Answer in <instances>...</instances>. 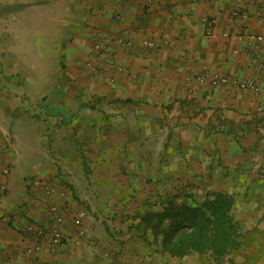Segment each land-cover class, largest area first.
Masks as SVG:
<instances>
[{"label":"crops","instance_id":"crops-1","mask_svg":"<svg viewBox=\"0 0 264 264\" xmlns=\"http://www.w3.org/2000/svg\"><path fill=\"white\" fill-rule=\"evenodd\" d=\"M6 2L10 9L25 8L11 11L10 25L21 18L23 28L32 19L30 29H20L30 33L35 20L43 27L46 19L47 32H55V65L65 66L69 85L55 92V99H66L51 119L55 131H68L67 141L55 146H70L72 138L84 146L75 170L58 148L55 159L42 153L36 164L20 163L11 149V136L18 141L19 133L0 100V264H76V257L83 264H109L100 254L109 241L101 220L89 222L91 244L87 237L80 252L44 246L37 255L22 254L23 262L12 257L30 243L26 217L39 214L25 183L17 186L30 174L67 186L75 201L94 210L120 209V195L204 186L234 192L237 179L243 182L251 169L248 146L258 136L264 146V0H55L46 15L44 0ZM206 19L214 22L212 35L205 33ZM14 28L7 32L20 31ZM225 130L233 134L220 132ZM237 131H243L238 142ZM248 197L237 206L246 202L253 213L257 203ZM9 214L16 235L2 219ZM134 255L154 264L148 247ZM162 264H171L170 257Z\"/></svg>","mask_w":264,"mask_h":264},{"label":"rangeland","instance_id":"rangeland-1","mask_svg":"<svg viewBox=\"0 0 264 264\" xmlns=\"http://www.w3.org/2000/svg\"><path fill=\"white\" fill-rule=\"evenodd\" d=\"M51 5H55V0H44L45 15L49 9L47 7ZM10 6L8 5L7 7L6 0H0V100L5 104L6 110L11 112L12 130L16 124L15 132L19 133L18 141L13 140L11 136L12 156L20 163L22 160L26 161L28 159L26 162H34L32 163L33 165L37 163L35 160L41 158L42 153L50 154L55 159L58 148L61 152H64L60 156L68 157L67 154H69L70 158H72L70 159V164L73 165L72 169L75 170L81 165L76 159H78L84 145L79 143L78 140L74 142L72 138L70 141L72 145L65 146L64 143V146L56 148L55 142L67 141L68 131L66 129L64 133L60 130L55 131V124L53 119H51L55 117V106L63 104L66 99L62 97L55 99V92L69 89V85L63 76L65 66L55 65V46L57 44L55 32H47L49 28L45 19L43 27H41L42 25L40 26L39 20H35L36 26L32 28L35 31L25 33L20 29H30L32 27L30 24L32 19H29V23L26 22L28 23L27 26L24 25L23 28H20L22 19L18 18V14V19L10 25L8 15L12 13L11 11L24 12L25 10V8H22L17 11L15 7L10 9ZM50 25L55 28L53 22H50ZM7 26H10V28L11 26L15 27L14 29H19L20 31L10 34L7 32V29L10 31ZM77 100L82 103L85 102L82 97ZM86 101L91 103L93 99ZM25 117L29 121L21 122L20 120ZM30 121L33 124H29L28 122ZM34 126L37 128L35 129ZM24 132H26V137L23 136ZM236 137L240 141L243 138V131H237ZM39 138L43 140L45 145L40 143ZM75 139L78 138L75 137ZM256 139L260 140L259 136ZM80 140L83 141V139ZM257 140L252 146H248L249 155L252 157L250 158V171L247 176L245 175L243 182L242 177L240 179L233 177V180L237 179V181L234 184V189H232V191L239 194L238 200L241 199V196H244L245 199L243 200L246 201L249 198V194H251L252 197L250 199L254 198L257 207H254L253 213L249 207H245V205L248 206L246 202L244 206L235 208L234 215L241 228L245 231L244 242L239 250L231 253L221 263H213L207 256H199L197 254H191L183 258L171 257L163 252L161 237L153 236L150 222L147 219L153 213L165 209L170 202L179 204L183 201L189 203L201 199L204 194V190L201 187L191 188V190L179 187L171 192L150 190L145 193L141 192L139 195H120L121 198L117 201L122 205L120 209L94 210L89 208L83 201H75L67 186L59 187L51 182L52 180L31 174L25 177L24 180L23 177L19 179L17 186L21 188L23 182L25 183L24 192L30 202L39 204L37 205L39 214L36 216V221L31 219L30 215L26 217L27 222L23 227V232L29 223L55 227V234L58 236L59 242L55 246L43 244L38 251L33 250L30 253L25 252L26 247L24 246L20 248V251H13L12 257L20 261L22 254L37 255L44 246L56 249V247L60 248L68 245L74 247V250L80 249V252L83 246L86 245L87 237L90 238V242L86 246L91 244L89 222L95 223L101 220L98 223L100 232L102 235H107L109 241L102 246L100 254L103 260L105 259L109 264H143L144 260L140 262L132 258L135 256L134 254L138 247L149 248L150 261L154 260V264H162L163 260L169 257L171 264H244L246 258L249 259L250 264H264V159L263 161L260 160V152L264 153V146H260ZM261 140L264 143V136H262ZM84 149L86 150L87 148ZM72 155L73 157H71ZM81 170L84 171L82 167ZM245 170H248V168H245ZM29 178L44 180L50 188V194H45L41 189H37L36 194L32 196L27 191L28 187L26 186ZM239 180L241 184L238 183ZM204 189H206L205 186ZM177 194L180 195L177 196ZM23 203L25 204V202H21L19 205ZM53 205H55V222H51L53 215H49L51 212L49 209ZM9 215H11L10 218L2 219L6 227L10 229L11 234L16 235L18 228L13 224L15 219L12 214ZM56 215L61 218L60 222H57ZM26 237L30 241L28 244L32 245L34 239L31 236ZM37 261L34 260L33 262ZM52 261L54 262L51 263L55 264V260ZM74 262L83 264L85 260L76 257Z\"/></svg>","mask_w":264,"mask_h":264},{"label":"trees","instance_id":"trees-1","mask_svg":"<svg viewBox=\"0 0 264 264\" xmlns=\"http://www.w3.org/2000/svg\"><path fill=\"white\" fill-rule=\"evenodd\" d=\"M220 132L233 134L231 130ZM233 138L239 141L236 135ZM203 193L195 202H170L147 219L153 236L161 237L163 252L171 257L197 254L221 263L244 242L245 231L234 215L239 194L206 189Z\"/></svg>","mask_w":264,"mask_h":264},{"label":"built area","instance_id":"built-area-1","mask_svg":"<svg viewBox=\"0 0 264 264\" xmlns=\"http://www.w3.org/2000/svg\"><path fill=\"white\" fill-rule=\"evenodd\" d=\"M214 25V22L209 19L205 20V33L207 35H212V26ZM260 39V38H259ZM226 79L222 78L221 81L224 82ZM26 186L28 187L27 191L32 194H36L37 189H41L45 194H50V188L48 184L40 179V178H29L26 182ZM3 187L1 188V190ZM51 212L49 215L52 216V221L55 222V205L51 206L49 209ZM57 222L61 221V218L56 215ZM55 226V225H54ZM24 233L26 236H31L34 239V243L31 245L27 244L25 245L26 253H30L33 250L38 251V249L43 244H50L55 246L59 242L58 236L55 234V227H46L43 224H36V223H29L26 225Z\"/></svg>","mask_w":264,"mask_h":264}]
</instances>
